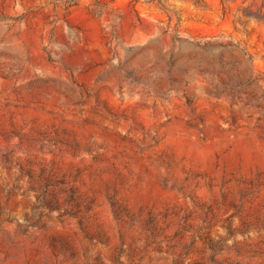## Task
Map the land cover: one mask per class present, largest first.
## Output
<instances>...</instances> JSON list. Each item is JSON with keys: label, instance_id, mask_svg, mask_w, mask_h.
<instances>
[{"label": "rangeland", "instance_id": "rangeland-1", "mask_svg": "<svg viewBox=\"0 0 264 264\" xmlns=\"http://www.w3.org/2000/svg\"><path fill=\"white\" fill-rule=\"evenodd\" d=\"M0 264H264V0H0Z\"/></svg>", "mask_w": 264, "mask_h": 264}]
</instances>
